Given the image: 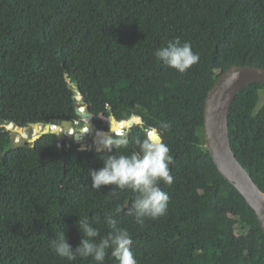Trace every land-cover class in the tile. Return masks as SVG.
I'll use <instances>...</instances> for the list:
<instances>
[{"label": "trees", "instance_id": "trees-1", "mask_svg": "<svg viewBox=\"0 0 264 264\" xmlns=\"http://www.w3.org/2000/svg\"><path fill=\"white\" fill-rule=\"evenodd\" d=\"M175 37L200 57L184 74L154 56ZM234 65L264 69V0H0V119L82 127L76 110L84 105L96 130L119 136L112 120L136 116L139 125L124 127L128 149L117 151L130 153L136 137L156 130L174 157L173 183L161 184L167 214L141 225L124 212L135 194L117 199L111 185L91 187L89 170L114 148H82L51 133L16 145L0 127V264H94L60 259L49 244L63 231L78 246L76 221L85 215L100 218L101 236L106 216L126 228L137 264H264L255 212L217 171L203 139L207 92ZM260 91L252 83L237 93L228 130L234 155L264 192ZM105 264H115L110 254Z\"/></svg>", "mask_w": 264, "mask_h": 264}, {"label": "clouds", "instance_id": "clouds-1", "mask_svg": "<svg viewBox=\"0 0 264 264\" xmlns=\"http://www.w3.org/2000/svg\"><path fill=\"white\" fill-rule=\"evenodd\" d=\"M154 56L162 64L180 74L186 73L200 59L199 54L192 51L190 42H181L179 37L169 41L165 47L157 48ZM83 107L79 109L83 110ZM134 119L137 125L141 123L139 117ZM84 120L88 121L87 118ZM171 126V122H161L160 128L166 131L170 130ZM72 131L73 128L66 138H72L69 137L73 135ZM120 131L112 130L114 135L119 136H113L110 132L105 134L101 130L94 132L98 140L96 151L105 149L111 151L114 148L116 154L106 156L100 169L89 170L91 187L93 191L98 192L101 186L111 185L110 193L117 199L120 192L130 191L135 194V199L124 212L128 216H134L136 223L142 225L144 218L157 220L167 214L170 197L162 190L161 184L170 186L173 183L170 165L174 157L162 139L147 134L143 138L134 139V148L130 153L120 154L118 149L129 147L128 130L124 131V127L121 126ZM86 135L89 136L88 132ZM73 142L80 144L82 148L91 146L85 141ZM124 207L125 205L118 206L117 213L122 212ZM99 221L98 216L94 221H90L88 215L78 218L76 226L82 236L74 249L67 242L65 233L58 232L54 239L49 240L54 255L70 262L77 258H91L94 264H105L106 257L110 254L115 264H137L131 248L133 240L130 232L126 228L118 227L113 216H106L103 223L109 231L101 236L100 229L94 227Z\"/></svg>", "mask_w": 264, "mask_h": 264}, {"label": "water", "instance_id": "water-1", "mask_svg": "<svg viewBox=\"0 0 264 264\" xmlns=\"http://www.w3.org/2000/svg\"><path fill=\"white\" fill-rule=\"evenodd\" d=\"M252 83L264 85V69L254 66L234 65L222 72L215 80L211 89L207 92L203 110V139L214 166L221 176L228 181L245 199L247 205L255 212L259 226L264 232V192H262L252 180L248 172L237 160L230 146L228 115L231 104L237 93L245 86ZM79 96V93L77 92ZM79 105L76 113L85 122L83 127L75 126L72 139L85 141L86 132L94 134L95 127L89 111ZM136 116L127 121L121 122L123 127L135 124ZM87 118L88 121H85ZM120 124V123H119ZM75 124L71 121L63 120L58 125H34L38 132L33 134L28 140L21 135L22 128L17 127L16 123L9 120L0 119V127L4 126L11 133L10 142L19 145L24 142H34L45 134H54L60 139H65L68 132ZM118 124L112 120L111 130H115ZM104 133H101V135ZM147 135L161 138V135L154 130L148 131ZM18 139V141H16ZM98 146V145H97Z\"/></svg>", "mask_w": 264, "mask_h": 264}, {"label": "rangeland", "instance_id": "rangeland-1", "mask_svg": "<svg viewBox=\"0 0 264 264\" xmlns=\"http://www.w3.org/2000/svg\"><path fill=\"white\" fill-rule=\"evenodd\" d=\"M263 100H264V93H263V91H260V101H259V103H261ZM72 128H73V131H72V134H73L75 132V125L72 126ZM38 130H39L38 128H29L28 127V128H23L21 131H23L24 137L29 140L33 134L38 132ZM70 136H72V135H69V137ZM16 141H18V139H16ZM97 141H98L97 140V136H95L94 134L87 136L86 139H85V143L87 145L96 144Z\"/></svg>", "mask_w": 264, "mask_h": 264}, {"label": "bare ground", "instance_id": "bare-ground-1", "mask_svg": "<svg viewBox=\"0 0 264 264\" xmlns=\"http://www.w3.org/2000/svg\"><path fill=\"white\" fill-rule=\"evenodd\" d=\"M21 135L23 136V131H21Z\"/></svg>", "mask_w": 264, "mask_h": 264}, {"label": "built area", "instance_id": "built-area-1", "mask_svg": "<svg viewBox=\"0 0 264 264\" xmlns=\"http://www.w3.org/2000/svg\"><path fill=\"white\" fill-rule=\"evenodd\" d=\"M119 132H121V131H119Z\"/></svg>", "mask_w": 264, "mask_h": 264}]
</instances>
